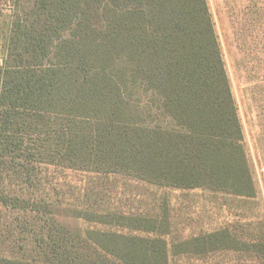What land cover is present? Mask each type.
I'll list each match as a JSON object with an SVG mask.
<instances>
[{
  "label": "trees",
  "instance_id": "16d2710c",
  "mask_svg": "<svg viewBox=\"0 0 264 264\" xmlns=\"http://www.w3.org/2000/svg\"><path fill=\"white\" fill-rule=\"evenodd\" d=\"M50 167L256 196L207 0H0V214H54L38 194ZM3 228L0 264H170L158 237L98 229L94 247L50 235L12 252ZM229 239L211 232L185 249Z\"/></svg>",
  "mask_w": 264,
  "mask_h": 264
},
{
  "label": "rangeland",
  "instance_id": "374dc122",
  "mask_svg": "<svg viewBox=\"0 0 264 264\" xmlns=\"http://www.w3.org/2000/svg\"><path fill=\"white\" fill-rule=\"evenodd\" d=\"M207 2L238 109L256 196L159 185L127 173L50 167L42 173L38 194L55 213H1L7 250L35 248L49 241L50 235H65L83 248L92 245L85 241L87 232L99 229L165 239L170 264H264V0ZM87 213L126 226L74 216ZM217 231L230 235L227 248L186 251L188 240Z\"/></svg>",
  "mask_w": 264,
  "mask_h": 264
}]
</instances>
